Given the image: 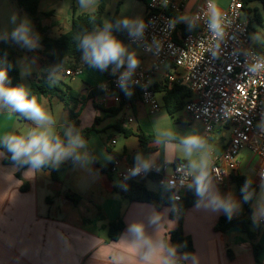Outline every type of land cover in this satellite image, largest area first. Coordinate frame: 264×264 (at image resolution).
<instances>
[{
	"label": "crops",
	"instance_id": "1",
	"mask_svg": "<svg viewBox=\"0 0 264 264\" xmlns=\"http://www.w3.org/2000/svg\"><path fill=\"white\" fill-rule=\"evenodd\" d=\"M147 1L98 0L97 6L88 13L95 12L101 4L103 20L114 15L116 18L122 15H140L144 18ZM178 1L182 4V12L174 15V20L180 26L186 24L184 17L188 18L205 0ZM230 1L217 0L222 12ZM253 8L260 15L259 24H264L258 8ZM20 11L13 0H0V13L11 16L14 12L20 14ZM39 12H52L51 16L41 18V24L48 28L51 38H57L70 28L73 15L85 13L79 9L76 0H39ZM5 24L7 26L6 22L0 24L1 32L6 30ZM10 27L13 25L10 24ZM115 34L120 38L119 32ZM249 38L255 50L264 51V35ZM12 44L17 54V65L26 53L34 68L25 77L27 85L37 79H48L49 71L43 66L46 55L41 45L29 51L13 41ZM125 44L130 51L136 52L140 60L137 68L147 69L151 66L153 57L142 54L127 42ZM80 57L76 65H81L83 69L81 82L68 84L66 79L70 77L63 72L59 80L77 93L76 101L65 104L57 97L50 96H42L40 101L58 117L62 127H77L79 130L93 127L85 140V148L81 150L85 158L79 162L71 158L63 161L53 168L56 175V179H53L48 170L28 176L25 168L14 170L11 163H4L5 157H0V264H110L113 252L123 245L115 243L120 236L116 240L109 239V224L121 220L124 224L122 234L132 219L140 218L149 210V206L154 207L150 203L130 201L119 192L121 182L107 169L112 161L118 159L121 169L127 164H135L141 146L138 135L146 138L144 147L147 151L141 156L153 158L154 165L159 168L185 161L178 147L156 142L164 130L175 134V145L179 144V137L191 132L204 136L211 148L209 164L228 143L230 128L227 124H217L206 133L200 122L191 120L185 114L173 120L175 114L169 115L163 102L156 112H150L138 97L126 103L114 102L112 91L99 89L112 74L113 66L101 72L83 64ZM0 67L4 65L0 64ZM175 71L178 70L171 64L164 63L152 78L155 95L161 101L166 75ZM65 86L62 85L64 90L67 88ZM129 118L132 121L129 122ZM30 126V122L18 115L0 112V135L10 131L23 132ZM254 159L251 156L247 162L239 160L237 174L246 176L257 187L248 217L249 230L255 233L253 242L259 246V264H264V180L257 177L259 161L251 165ZM146 181L153 186L148 187ZM144 185L151 191L160 188L150 178L144 179ZM215 186L223 195L231 193L239 202L240 207L231 219L241 217L244 208L234 182L230 181L223 187ZM68 192L79 196L77 204L66 196ZM195 203L186 207L179 218L172 216L170 206L154 208L174 222V230L179 229L182 236L191 240L192 255L196 256L198 264H255L252 245L246 233L235 227L225 231L214 230L219 219L226 214L223 210L197 209ZM185 264H191V261Z\"/></svg>",
	"mask_w": 264,
	"mask_h": 264
},
{
	"label": "clouds",
	"instance_id": "2",
	"mask_svg": "<svg viewBox=\"0 0 264 264\" xmlns=\"http://www.w3.org/2000/svg\"><path fill=\"white\" fill-rule=\"evenodd\" d=\"M76 2L82 12L88 13L97 6L98 0ZM167 3L168 0H163L162 6H167ZM204 16L211 38L217 42L222 40L226 24L217 0H205ZM9 23L13 27L10 31L0 32V40L11 39L29 51L40 47V34L34 31L29 17L26 15L21 17L14 12L9 18ZM148 23L140 15H122L115 19H105L101 24H94L91 30L78 33L75 40L81 52V62L101 72L113 66L112 75L123 68L117 84L125 95L130 96L129 81L140 60L136 52L130 51L129 46L115 33L126 32L133 41H141L145 37ZM175 23V20H171L168 27H174ZM189 27H192L191 22ZM152 46L157 50L161 46L156 37H153L152 45L148 47L149 51ZM18 67L21 78L32 72V65L26 57L18 62ZM261 70H264V58L254 59L249 71L256 73ZM63 71L61 66L53 67L49 71L50 85H55L60 80ZM8 72V67H0V112L18 115L30 122L31 126L23 132L10 131L0 135V157L7 154L12 169L25 168L28 176L49 167L57 168L69 158L77 162L84 159L85 153L81 150L85 148L86 142L81 133L70 126H60L58 117L41 103L29 85L26 83L11 85ZM175 140L176 136L172 131L164 130L158 135L156 142L171 143L183 153L185 159L182 169L183 182L197 197L195 207L211 208L213 211L223 210L228 219H231L240 205L231 193L223 195L213 183L209 164L211 148L206 138L199 133L191 132L179 137L178 145L173 143ZM154 163L153 158L137 155L130 175L147 173L153 168ZM174 184V181H169V186ZM250 187L251 182L246 181L241 189L245 201L251 199ZM172 199L178 200L179 197L173 196ZM171 211L179 218L181 209L176 203H172ZM173 230L174 222L167 220L163 212L149 206V210L140 218H134L127 224L115 242L123 247L113 252L110 264H185L189 260L191 264H198L195 255L187 252L181 254L179 249L184 245L171 242L170 233Z\"/></svg>",
	"mask_w": 264,
	"mask_h": 264
},
{
	"label": "built area",
	"instance_id": "3",
	"mask_svg": "<svg viewBox=\"0 0 264 264\" xmlns=\"http://www.w3.org/2000/svg\"><path fill=\"white\" fill-rule=\"evenodd\" d=\"M162 2H146L144 19L149 23L143 40L133 41L125 34L128 44L154 58L149 68L135 69L129 81L130 91L138 93L139 100L150 112H156L160 104L152 78L162 64H171L178 71L167 74L166 83L169 87L183 85L190 93V99L182 109L185 116L200 122L206 133L217 124H227L230 128L227 145L210 164L213 183L223 187L232 181V177L237 175L239 153L245 149L259 161L257 177L264 180V70L249 71L254 59L264 58V51H257L251 45L242 0H231L223 11L225 36L218 42L211 38L206 26L205 1L188 17L185 25L189 27L191 22L192 27L191 32L185 35L181 34L176 23L174 27H168L172 16L182 12V4L178 0H168L167 6H162ZM153 37L160 41L161 46L159 50L152 46L149 51ZM82 70L81 65H76L65 70L64 75L80 76ZM121 72L111 74L99 86L103 92L112 91L116 103L121 102V94L124 93L117 84ZM184 165L185 161H176L169 172L165 165L161 168L154 165L147 173L131 176L130 171L135 164H127L121 169L119 160L114 159L108 172L121 182V190H124L123 182L126 180L140 181L157 175L154 179L156 184L168 190L171 199L178 196L179 199H172V203L180 208V202L189 190L183 182ZM169 181H174V186H169Z\"/></svg>",
	"mask_w": 264,
	"mask_h": 264
},
{
	"label": "trees",
	"instance_id": "4",
	"mask_svg": "<svg viewBox=\"0 0 264 264\" xmlns=\"http://www.w3.org/2000/svg\"><path fill=\"white\" fill-rule=\"evenodd\" d=\"M13 1L15 2L18 8L23 10L31 17L34 30L40 34V45L43 47V51L46 55V59L43 62V66L48 71H50L53 67L56 66H61L64 71L70 68H74L81 55V52L78 50L75 36L84 30H91L94 24H101L103 22V6L100 4L95 12L73 15L71 19L70 28L57 38H51L48 36V28L41 24V18L51 16L52 12L40 13L39 0ZM252 2H259L262 6V9H264V0H242L243 11L246 15L251 12L249 4ZM253 12L255 19L258 21V23H261L260 15L258 14L257 9L254 8ZM115 18L116 16L114 15L109 19ZM172 19L174 20V16H172ZM178 28L181 30L182 35L191 32V28L186 25H180L178 26ZM119 33L121 34L119 36L120 39L126 42V32L121 31ZM0 64H3L4 67L9 68L8 75L11 85L15 86L20 84V74L17 65V54L13 47L12 40L0 41ZM62 85L65 86L64 84H62V82L59 81L55 85H50L47 78H41L31 82L29 86L31 87L32 92L39 98L42 96L57 97L65 104H68L69 101H76V99L78 98L77 93H75L73 90H70V88H68L67 86H65L67 88L64 90L62 88ZM163 85L164 86L161 90L163 92V106L168 112V114L173 116L175 113L181 111L184 108V105L190 99V93L189 90L183 85H173L171 87H169L167 83H164ZM133 97H138V93L132 91L130 96L125 95V93H123L121 94L120 103H126ZM71 116L72 118L74 117L72 114ZM74 129L76 131H79L86 140L89 136V133L93 130V127L84 128L81 130L75 127ZM138 138L141 146L137 154L141 155L147 151L144 147V142L146 138L143 135H138ZM4 163H10L9 159L7 158V154L5 155ZM44 170L50 171L52 178L56 179L55 170L53 168L49 167ZM103 170H106V168L103 167ZM156 177L157 175H153L151 176V179L154 180ZM232 181L234 182L238 190V194L240 196L244 208V214L236 219H228L226 215L221 217L217 224L214 226V230L225 231L230 227H235L240 229L242 232L246 233L247 238L249 239L252 245L255 264H259L260 262L257 257L259 246L253 242L255 239V233L249 230L250 221L248 218L251 212V203L256 194L257 187L246 176L243 175H235L234 177H232ZM246 181L251 182V187L249 191L252 193V196L251 199L248 201H245L243 199V193L241 192V189ZM123 186L124 190H119V192L121 194H124L130 201L150 203L156 209H159L161 206L164 205L171 206L172 204V199L168 190L160 187L157 191H151L147 189L144 185V180H126L123 182ZM66 196L74 204H77L80 200L79 196L73 193L68 192ZM196 199L197 197L195 196L194 191L188 190L186 195L182 198V201L180 202L181 211L179 213V216L186 207L195 203ZM171 214L172 216H176L172 212ZM123 228L124 224L121 220L110 223L108 226L109 239H118ZM170 235L172 243L184 245L179 249L181 254L185 252L192 254L193 248L191 240L188 237L182 236L179 229L172 231Z\"/></svg>",
	"mask_w": 264,
	"mask_h": 264
},
{
	"label": "rangeland",
	"instance_id": "5",
	"mask_svg": "<svg viewBox=\"0 0 264 264\" xmlns=\"http://www.w3.org/2000/svg\"><path fill=\"white\" fill-rule=\"evenodd\" d=\"M249 7L251 8V12L244 17V19L249 20V23H248L249 36L252 37V36H255L257 34L264 35V24L260 25L256 21V19L254 18V12H253L254 8L253 7H257L258 8L259 13L261 14V17L262 18H264V9H262L261 5L258 2H252V3H250L249 4ZM20 12L21 13L19 15L21 17H23V16L26 15L27 17L30 18V20H32L31 17L27 13H25L23 10L20 11ZM9 18H10V15L8 13L7 14L0 13V24L1 23L4 24V22H6L7 23V26L5 24L4 28L6 30H8V31L11 30V27H10V24H9ZM23 56H24V58L26 57L27 60H29L28 57L26 56V53ZM32 69H34V68L32 67ZM66 82L68 84H70L71 82H73V83H80L81 82V76H73V77L67 78L66 79ZM22 83H28L25 77L22 78ZM156 97H157L158 103L161 104L162 101H161L160 97L158 95ZM182 114L184 115V112L182 110L179 111V112H177V113H175V115L173 117L174 118L173 120L178 119V117H180ZM174 127H176L175 124H174ZM251 156H252L251 153L248 150L245 149L239 155V158H240L239 160H242L244 162H247V160L250 159ZM257 161H258L257 159H254L251 162V165L254 166L257 163ZM170 169H171V166H168L167 167V171L169 172ZM146 182H147V186L148 187L153 186V184L150 181H146ZM150 184H152V185H150Z\"/></svg>",
	"mask_w": 264,
	"mask_h": 264
},
{
	"label": "water",
	"instance_id": "6",
	"mask_svg": "<svg viewBox=\"0 0 264 264\" xmlns=\"http://www.w3.org/2000/svg\"><path fill=\"white\" fill-rule=\"evenodd\" d=\"M52 62V61H51Z\"/></svg>",
	"mask_w": 264,
	"mask_h": 264
}]
</instances>
